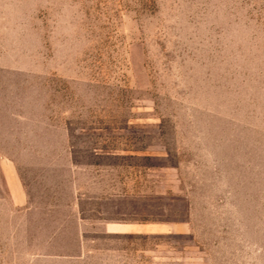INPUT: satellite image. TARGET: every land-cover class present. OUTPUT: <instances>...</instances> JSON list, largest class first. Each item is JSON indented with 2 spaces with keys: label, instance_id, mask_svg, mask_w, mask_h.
Returning a JSON list of instances; mask_svg holds the SVG:
<instances>
[{
  "label": "rangeland",
  "instance_id": "rangeland-1",
  "mask_svg": "<svg viewBox=\"0 0 264 264\" xmlns=\"http://www.w3.org/2000/svg\"><path fill=\"white\" fill-rule=\"evenodd\" d=\"M74 197L168 224L42 249ZM0 264H264V0H0Z\"/></svg>",
  "mask_w": 264,
  "mask_h": 264
},
{
  "label": "crops",
  "instance_id": "crops-1",
  "mask_svg": "<svg viewBox=\"0 0 264 264\" xmlns=\"http://www.w3.org/2000/svg\"><path fill=\"white\" fill-rule=\"evenodd\" d=\"M12 183H11V191L9 197H11V202L13 204H17L18 206L22 207L24 205L29 204L26 206V209H29L30 202H29V194L26 190V186L21 179V177L18 175L16 176L14 173L11 175ZM91 181V180H90ZM78 186L75 187L74 194L77 195ZM83 190L85 187L82 188ZM82 194H84V191H82ZM102 201H105L107 198H100ZM111 200V202H101L100 204L94 205V203H91L88 208H86L82 202V198L74 197L71 201V203L68 205L69 211L65 213H61L58 211V204L51 201H46L44 204L46 205L44 207L43 213L47 215L45 226L49 230V236L48 240L46 239V245L43 246L44 248H67L71 246L70 241H66L65 238L62 236V233L66 234V231H70V221L73 224L71 227L72 233L75 234V241H77L78 248L83 251H88L89 249H86L85 245L89 242H91L90 237H87L86 235H95V232L98 231V235L104 236L108 239H115V238H122L127 237L130 235H147L152 234L155 232H158L160 229H162V226L165 224L167 225V222L163 221H156L153 219H148L147 215L141 219H138L136 217H131V210L129 211H123L126 210V207H122V203L112 197L108 198ZM94 205V207H93ZM130 206V204H129ZM22 209V208H21ZM88 209V211H87ZM90 212H94L96 216H88L87 214ZM129 214V217H125L124 215ZM63 217L62 221H57L56 217ZM26 222V220H25ZM90 225H98V229H91ZM66 227V230H65ZM61 231V232H59ZM60 233V234H57ZM54 243L55 247L52 245ZM114 248L112 245L98 247L97 249L100 251L107 252L109 249L111 250ZM39 255H48L40 253ZM56 258L59 259H65L69 262L70 261V253H59L55 254Z\"/></svg>",
  "mask_w": 264,
  "mask_h": 264
}]
</instances>
